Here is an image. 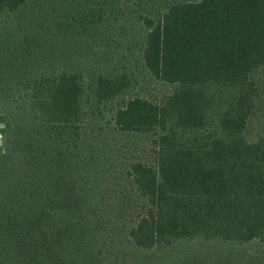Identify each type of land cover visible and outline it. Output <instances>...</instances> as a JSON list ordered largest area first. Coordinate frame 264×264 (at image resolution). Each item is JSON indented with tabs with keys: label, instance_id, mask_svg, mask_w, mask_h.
Masks as SVG:
<instances>
[{
	"label": "trees",
	"instance_id": "1",
	"mask_svg": "<svg viewBox=\"0 0 264 264\" xmlns=\"http://www.w3.org/2000/svg\"><path fill=\"white\" fill-rule=\"evenodd\" d=\"M0 37V264L264 240V0H0Z\"/></svg>",
	"mask_w": 264,
	"mask_h": 264
},
{
	"label": "rangeland",
	"instance_id": "2",
	"mask_svg": "<svg viewBox=\"0 0 264 264\" xmlns=\"http://www.w3.org/2000/svg\"><path fill=\"white\" fill-rule=\"evenodd\" d=\"M23 32L19 33V37ZM2 37H0V44H2ZM104 49L111 51L117 50L118 45H103ZM42 54H33V61L36 62L41 58ZM19 74V70L17 71ZM166 85L160 84L154 80L150 81L140 77L135 84L133 95L142 94L147 97L158 99L167 89ZM1 90V89H0ZM7 90L4 88L3 91ZM14 96L9 98H0V114H6L7 117H14L16 121H23L31 112V107L26 100H16L21 93L12 90ZM16 128V127H15ZM8 133L10 139L9 147L13 150H20L22 146L21 139L15 135V130ZM0 139L6 141V134L0 131ZM123 208V204L120 205ZM126 244L125 248L118 252V264H123L125 260L129 264H134L136 260L147 262L150 264H264V240H254L245 244L224 243V242H209L205 240H198L193 242H181L175 246H167L155 248L150 251L140 250ZM75 249L68 251V262L70 264H84V257L79 255ZM71 253L77 254L72 257ZM111 255L105 251L102 256V261L98 264H108L113 262ZM139 263V264H140ZM147 264V263H145Z\"/></svg>",
	"mask_w": 264,
	"mask_h": 264
},
{
	"label": "water",
	"instance_id": "3",
	"mask_svg": "<svg viewBox=\"0 0 264 264\" xmlns=\"http://www.w3.org/2000/svg\"><path fill=\"white\" fill-rule=\"evenodd\" d=\"M0 144H2V140L0 139Z\"/></svg>",
	"mask_w": 264,
	"mask_h": 264
}]
</instances>
